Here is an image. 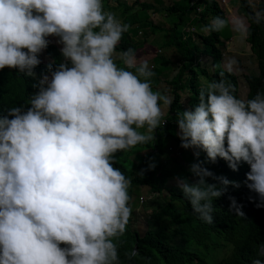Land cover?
I'll use <instances>...</instances> for the list:
<instances>
[{
	"label": "clouds",
	"instance_id": "clouds-1",
	"mask_svg": "<svg viewBox=\"0 0 264 264\" xmlns=\"http://www.w3.org/2000/svg\"><path fill=\"white\" fill-rule=\"evenodd\" d=\"M111 6L116 4L110 2ZM202 11L199 5L197 13ZM207 22L204 27L188 25L209 35L231 24L239 37L247 35L239 16L230 21L216 16ZM128 28L104 10L103 0H0V70L16 69L32 77L38 88L26 111L12 106L0 116V264H121L116 244L128 229L143 245L183 256L181 236L174 241L150 236L151 214L164 207L169 195L133 185V177L126 179L116 168L122 161L139 175L145 151L132 150L155 139L156 130L166 125L162 106L169 108L173 102L157 91L159 87H151L156 72L149 62L158 63L160 55L148 60L138 58L132 48L117 52ZM48 37L58 38L62 47ZM229 37L221 35L222 47ZM49 44L68 63L55 70L50 64L48 74L38 78L36 70L49 59L45 52ZM235 63L229 61L224 70L231 72ZM222 77L223 73L200 89L191 110L177 113L176 135L180 147L197 150V157L203 151L208 161L223 159L233 171L246 163L250 171L245 186L255 206L264 210V92L239 99ZM187 171L195 183L169 177L167 189L176 186L198 218L212 224L213 201L230 183L234 192L242 186L214 177L201 163H193ZM206 178L219 183H206ZM240 207L231 200L230 210L237 216L244 215ZM140 252L134 245L128 259ZM261 258L264 243L251 264H264ZM142 264L175 263L160 259Z\"/></svg>",
	"mask_w": 264,
	"mask_h": 264
},
{
	"label": "trees",
	"instance_id": "trees-1",
	"mask_svg": "<svg viewBox=\"0 0 264 264\" xmlns=\"http://www.w3.org/2000/svg\"><path fill=\"white\" fill-rule=\"evenodd\" d=\"M236 1L239 2V14L250 24L247 30V42L258 62L259 69V75L246 76L249 88L246 100H248L254 98L258 91L264 92V2L259 3L254 9L249 0ZM110 2L116 6L110 7ZM199 5L203 6V11L200 14L197 13ZM103 8L105 11L114 13L122 23L129 26L128 31L122 34L117 45V52L132 48L137 52L138 58L144 56V52L142 54L139 52L146 46L147 39L137 42L134 38L138 37L137 31L148 29L151 34L162 33L163 43L161 41L159 44L160 49L167 52L174 48L173 56L178 61L177 73L170 80H166L170 90L157 89L161 94L165 93L170 96L173 101L169 108H162L166 114V125L156 130L155 139L147 144L137 145L138 148L132 150L134 154L145 151L140 157L139 175L135 176L130 171L131 166L128 169L126 165L122 164V161L120 164L123 168L120 164H116V168L121 170L126 179L129 176L133 177V185L148 186L151 190L161 194L164 190L169 195L164 198V207L154 210L151 214L150 236L158 241L165 239L174 241L176 237L181 236V251L184 257L181 254L177 257L147 243L143 245L140 243L141 238H137L128 229L122 241L118 244L115 243L118 253H122L119 256L121 264H142V261L160 259H166L175 264H251L252 259L256 258L258 246L264 243V217L261 218L264 216V210L255 206L256 200L245 186L246 173L250 171L249 166L241 162L238 169L233 171L223 159L217 158V161L212 163L207 160L203 151H200L197 157L194 155L197 150L182 148L185 164L201 163L203 167L213 173L214 177H224L230 182H235L239 187L242 186L234 192V186L229 184L222 196L213 201V223L206 224L192 211L188 201L176 186L167 189L166 182L169 177L179 176L189 183H195L196 181L191 179V173L187 171L184 164L177 163L175 167H172L169 166L171 159L160 160V157L170 154L167 152V143L170 140L180 145V140L176 135L178 132L175 122L177 113L191 110L198 103L199 91L207 82L219 80L223 73L222 78L231 83L234 89L233 94L240 99L237 77L233 72L225 71L222 66L223 56L220 47L223 46V42L221 35H228L226 28L219 32H210L209 35H199L200 44H197L196 38L186 31L188 24L201 25L202 27L209 24L208 16H211V19L216 16L225 18L224 12L219 9L216 0H180L166 9L169 15L175 17L176 22L172 28L165 32L148 17L147 12L159 13L163 11L154 4L135 0L134 4L129 6L127 0H103ZM114 10L117 12H113ZM140 12L144 14L142 17ZM192 14L198 15V17L192 19ZM45 52L49 59L40 64L37 70L35 69L38 78L48 74V65L51 64L55 70L60 63H68L55 45L49 44ZM205 56L211 58L210 67L200 65V59ZM158 58V63L172 62L170 56L163 55ZM117 64L119 65L120 61H117ZM158 72L161 75L164 73L162 64H159V69L155 73L156 77L159 76ZM37 91L38 88L32 77H25L16 69L4 68L0 70V116L7 115L8 109L12 106L21 107L26 111L30 107L28 104L30 96ZM182 100H185L186 103H183ZM150 165H154V167H150ZM229 175L232 176L229 177ZM206 183L218 184L219 182L213 178H206ZM253 195L256 198L255 193ZM232 199L241 206L240 210L243 212V216H237L234 211L230 210ZM134 245H137L141 252L129 260L128 253ZM63 246L61 245V247Z\"/></svg>",
	"mask_w": 264,
	"mask_h": 264
},
{
	"label": "rangeland",
	"instance_id": "rangeland-1",
	"mask_svg": "<svg viewBox=\"0 0 264 264\" xmlns=\"http://www.w3.org/2000/svg\"><path fill=\"white\" fill-rule=\"evenodd\" d=\"M127 4L129 6L134 4L135 0H127ZM150 2L151 4H154L157 8L162 9V12L159 13H154L153 11L148 12V17L150 18V21H152L156 26L162 27V28H170L174 25L175 23V17L169 15L166 12V9L168 7L173 6L180 0H159L160 2H157L156 0H139V2ZM219 4V8L224 12L225 15V20L230 21L233 16H239L241 17L247 26V29L249 27V24L247 22V19H245L242 15L239 14L238 8H239V3L235 0H216ZM251 5L253 6L254 9L257 8V5L261 2H264V0H249ZM112 5H115L114 3H111ZM144 14H141V17ZM194 17V16H192ZM208 19H211V16H208ZM175 20V21H174ZM173 21V22H172ZM188 33H192L194 37H197L199 34H201V29L188 25ZM228 35L230 34V37L226 41L225 47H220V50L223 54V61H222V66L225 70H227V64L231 60H235V64L233 65L232 71L234 75L238 79V95L240 99L246 100V94L248 91L247 88V81H246V76H257L259 73L258 66H257V60L253 56V54L250 51V45L247 44L246 41V36L243 38L239 37L231 27V24H228L226 27ZM204 34H207V32H204ZM191 35V34H190ZM228 35H223L224 38L228 37ZM56 37H48L49 42L56 43L58 48L60 49L62 45L57 43ZM144 39L146 40V46L139 52V54H142L144 52V57H146L148 60L150 59H155L157 55L160 56H170L171 61L169 63L161 62H149L150 67L152 71H155L157 73V69H159V64H162V67L164 68V73L161 75L158 72V75L156 78L153 76L151 78V87H159V88H165V90L169 91L170 87L167 85L166 80L171 79L176 73H177V66H178V61L174 58L175 54V49L171 48L167 52H161L159 44L161 43V35L159 34H151V32L148 29L141 30V35L137 37V42H142ZM159 59H157L158 61ZM167 65V66H165ZM200 65H208L210 67L211 65V58L208 56H205L200 59ZM166 95L165 93H162ZM183 103H186L185 100H182ZM163 108V106H162ZM174 147H176L174 149ZM173 149V150H172ZM192 150V149H191ZM194 151V150H193ZM167 152H169V155L160 157L161 161H166L167 159L170 160V164L172 167H175L177 163H181L182 165L184 164L186 168L190 169V165L185 164V157L182 152V148L180 145H178L176 142L173 140H170V142L167 143ZM136 165H139V162L134 163ZM132 166V165H131ZM133 167V166H132ZM190 178V177H189ZM196 181V179H195ZM171 184H174L173 182H170ZM145 200L147 201L148 199L144 197ZM140 222L143 223L144 227L141 228L142 231L145 230V224H146V217L145 215L142 214V218ZM139 222V223H140ZM137 223H135L136 225Z\"/></svg>",
	"mask_w": 264,
	"mask_h": 264
}]
</instances>
